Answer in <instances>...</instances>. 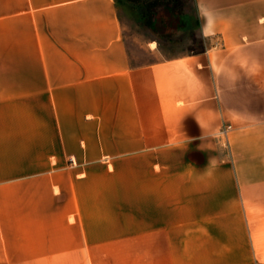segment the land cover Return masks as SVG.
<instances>
[{
  "label": "crops",
  "instance_id": "1",
  "mask_svg": "<svg viewBox=\"0 0 264 264\" xmlns=\"http://www.w3.org/2000/svg\"><path fill=\"white\" fill-rule=\"evenodd\" d=\"M181 1L149 20L161 58L144 66L131 63L116 0H29L26 70L19 5L0 13V264L69 262L51 237L50 192L14 177L22 110L28 128L43 111L45 127L86 123L92 141L181 160L202 205L264 208V0ZM176 41L183 49L165 55Z\"/></svg>",
  "mask_w": 264,
  "mask_h": 264
},
{
  "label": "rangeland",
  "instance_id": "2",
  "mask_svg": "<svg viewBox=\"0 0 264 264\" xmlns=\"http://www.w3.org/2000/svg\"><path fill=\"white\" fill-rule=\"evenodd\" d=\"M14 1L20 8L21 70H26L29 0ZM44 1L58 2L31 3ZM8 2L0 0L3 15ZM116 3L132 65L156 62L161 56L151 44L148 22L161 6L178 8L182 1ZM178 44L163 46V53L174 55L183 49ZM22 111L20 149L12 161L21 173L14 177L46 188L37 191L46 198L50 192L53 231L61 230L51 237L67 242L68 264H264V208L202 205L205 193L193 175L179 173L185 170L181 160L153 157L146 144L142 150L128 144L137 149L124 151V144L92 141L98 128L86 123L45 127L43 111L28 128ZM60 130L78 141L57 142Z\"/></svg>",
  "mask_w": 264,
  "mask_h": 264
}]
</instances>
